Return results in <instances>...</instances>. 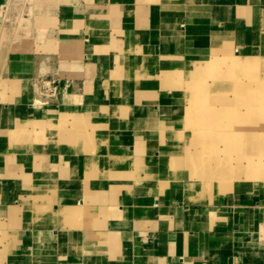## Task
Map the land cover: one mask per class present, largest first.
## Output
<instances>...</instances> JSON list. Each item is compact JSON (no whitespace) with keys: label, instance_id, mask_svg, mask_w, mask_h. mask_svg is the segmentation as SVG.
<instances>
[{"label":"crops","instance_id":"obj_1","mask_svg":"<svg viewBox=\"0 0 264 264\" xmlns=\"http://www.w3.org/2000/svg\"><path fill=\"white\" fill-rule=\"evenodd\" d=\"M10 2L0 264H264V189L203 194L167 145L174 74L264 55V0H28L17 34Z\"/></svg>","mask_w":264,"mask_h":264},{"label":"rangeland","instance_id":"obj_2","mask_svg":"<svg viewBox=\"0 0 264 264\" xmlns=\"http://www.w3.org/2000/svg\"><path fill=\"white\" fill-rule=\"evenodd\" d=\"M27 1L6 8L14 34L30 13ZM173 78L184 107L168 126L169 173L208 195L264 189V55L227 49Z\"/></svg>","mask_w":264,"mask_h":264},{"label":"built area","instance_id":"obj_3","mask_svg":"<svg viewBox=\"0 0 264 264\" xmlns=\"http://www.w3.org/2000/svg\"><path fill=\"white\" fill-rule=\"evenodd\" d=\"M44 84L45 85H44L43 89H45V90H47L49 92H53L54 91V88H55L54 83H52L51 81H48V82H45Z\"/></svg>","mask_w":264,"mask_h":264},{"label":"bare ground","instance_id":"obj_4","mask_svg":"<svg viewBox=\"0 0 264 264\" xmlns=\"http://www.w3.org/2000/svg\"><path fill=\"white\" fill-rule=\"evenodd\" d=\"M238 56H240L239 54H238ZM244 90V89H243ZM254 92V91H253ZM242 93V92H241ZM231 101V100H230ZM253 104V103H252ZM247 106V105H246ZM245 110H247V109H245ZM232 112V111H231ZM248 115V114H247ZM252 115V114H251ZM239 122V121H238ZM234 124V123H233ZM235 124H236V122H235ZM241 130V129H240ZM231 132V131H230ZM221 134V133H220ZM231 134H232V132H231ZM222 138V137H221ZM214 139H215V137H214ZM216 169V168H215Z\"/></svg>","mask_w":264,"mask_h":264}]
</instances>
